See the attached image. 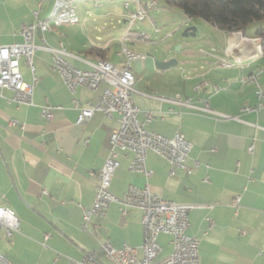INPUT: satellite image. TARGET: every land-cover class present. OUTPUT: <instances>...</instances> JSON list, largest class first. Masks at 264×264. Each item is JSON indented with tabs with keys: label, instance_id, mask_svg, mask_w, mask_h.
I'll list each match as a JSON object with an SVG mask.
<instances>
[{
	"label": "crops",
	"instance_id": "obj_1",
	"mask_svg": "<svg viewBox=\"0 0 264 264\" xmlns=\"http://www.w3.org/2000/svg\"><path fill=\"white\" fill-rule=\"evenodd\" d=\"M40 1L0 0V45L22 41L20 27L35 19ZM125 1L80 0L78 23L51 32L38 29L33 63L39 80L33 104L10 102L0 94V205L20 218V231L11 238L0 228V253L14 264H68L70 258L81 259L88 251L97 252L104 264H113L102 250L106 241L117 247L128 242L143 256V212L138 208H130L123 216L113 203L104 217L93 216L88 228L81 227V205L93 203L113 129L120 123L117 117L107 118L97 110L85 123L77 124L79 110L74 101L82 106L97 103L106 84L96 90L79 86L72 93L51 66L52 48L60 45L80 69L101 60L119 65L121 33L114 29L116 22H128ZM130 1V8L136 9ZM53 4L54 0L42 1L41 18L48 17ZM146 22L153 27L150 20ZM210 26L213 37L207 39V46L185 50L182 58L168 47L157 48L153 54L146 42L131 43L147 55L132 62L139 119L145 121L146 112H151L146 129L167 136L181 129L193 144L186 159L190 172L173 168L150 150L147 165L153 174L148 182L165 199L200 205L189 212L188 233L200 241L202 264H264V107L255 109L264 103V52L247 40L258 37L256 31L264 28V21H254L243 31ZM155 34L154 41L148 42L158 47L162 38ZM171 58L177 59L176 65L163 69L155 65L156 60ZM20 69L24 79L32 82L24 58ZM252 73L259 74L261 97L255 83L242 80ZM179 96L191 98L198 107L208 101L214 113L159 98ZM46 103L54 106L51 121L42 115ZM246 106L254 109L245 110ZM14 119L16 124H10ZM132 157L130 150L119 151L120 166L111 183L117 195L131 184H145L144 175L129 168ZM238 194L237 207L232 200ZM158 242L162 250L157 259H162L172 251L171 236L161 233Z\"/></svg>",
	"mask_w": 264,
	"mask_h": 264
},
{
	"label": "built area",
	"instance_id": "obj_2",
	"mask_svg": "<svg viewBox=\"0 0 264 264\" xmlns=\"http://www.w3.org/2000/svg\"><path fill=\"white\" fill-rule=\"evenodd\" d=\"M42 1L39 2V7H41ZM133 1L137 5L136 9L130 8V0L124 2L126 9L124 17L130 26L119 36V55L121 57L119 65L92 63L89 69H80L71 63L69 59L71 53L64 45L52 48L54 55L51 66L59 72L63 82L72 93H75L79 86L96 90L101 84H106L97 103L82 106L78 100L74 101V107L79 110L76 123H85L97 110L103 112L107 118L117 117L120 123L113 129L110 139L111 148L99 173L93 203L89 207L81 205L83 209L81 227L88 228V223L93 216L104 217L113 203L120 206L123 216L128 214L130 208H138L143 212V256L139 257L137 248L128 242L117 247L110 241H106L102 245V250L109 261L113 264H202L199 257L200 241L196 236L188 233L189 212L200 205L165 199L153 192L148 182L153 174L147 165V155L150 150L167 159L173 168L190 172L192 167L186 163V159L193 144L181 129L177 130L173 136L146 129L145 124L153 118L151 112H146L145 121L139 119L141 109L134 101L136 77L129 75V68L132 67L134 60L144 59L147 55L133 49L131 43L153 42L154 40L150 32L133 29L131 25L136 21L148 19L152 23L155 33H159L160 28L155 19L149 15V10L157 5V1L149 0L146 5L142 0ZM39 7L34 10L35 19L33 21L22 23L19 30L22 36L21 42L0 45V94L8 101L17 104H33L34 89L39 80L33 63V55L37 49L35 44L37 30L50 32L62 25L79 22L78 9L73 6V0H54L53 7L62 8V15L59 19L54 20L53 24L44 23V18L39 15L41 10ZM247 40L257 43L259 52L263 53L260 37H247ZM22 58L25 59L33 74L32 82L26 81L23 77L20 69ZM222 63L228 64L225 61ZM242 80L255 83L258 88L257 95L262 96L263 88L259 81V74L252 73L243 76ZM216 87L218 88V86ZM7 91L10 93L9 95L6 94ZM159 98L214 113L208 101L198 107L191 102L189 97ZM263 107L264 103H259L255 109ZM53 108L54 106L49 103L42 105V115L48 121L53 119ZM244 109L250 110L254 107L246 106ZM9 122L14 125L17 121L14 119ZM249 149L252 150V146ZM121 150L133 152L129 168L131 171L142 173L146 181L143 186L131 184L124 194L117 195L111 191V183L116 169L120 166L119 151ZM240 197L239 194L236 195L232 204L238 207ZM0 228L4 230L8 238L20 231V218L2 205H0ZM161 233L171 236L172 251L165 258L157 259L162 250V246L158 242V236ZM48 236L47 234L46 237ZM0 264L14 263L7 254L0 253ZM68 264L104 263L100 260L97 252L88 251L81 259L70 258Z\"/></svg>",
	"mask_w": 264,
	"mask_h": 264
},
{
	"label": "rangeland",
	"instance_id": "obj_3",
	"mask_svg": "<svg viewBox=\"0 0 264 264\" xmlns=\"http://www.w3.org/2000/svg\"><path fill=\"white\" fill-rule=\"evenodd\" d=\"M156 1L157 5L149 10V15L154 18L158 26L161 27V31L155 35L162 39L158 40V47L151 46L149 42H146L145 46H147L149 52L157 54V48L168 47V50L178 55L179 58H182L184 57L183 54L185 50L194 49L197 51L200 47L207 46V39L213 37L212 29L208 21L201 17L188 18L184 15L181 9L167 6L164 0ZM51 12L52 10L48 12V17L51 15ZM146 21H148V19L144 21H136L131 26L133 29H148L150 33H155L154 28L150 27ZM115 24V33H121L130 26L129 22H116ZM191 26H197L196 35L188 37L183 36L185 29ZM167 34L170 35L167 38H164ZM103 260H105V258H103Z\"/></svg>",
	"mask_w": 264,
	"mask_h": 264
},
{
	"label": "trees",
	"instance_id": "obj_4",
	"mask_svg": "<svg viewBox=\"0 0 264 264\" xmlns=\"http://www.w3.org/2000/svg\"><path fill=\"white\" fill-rule=\"evenodd\" d=\"M147 1H143L146 5ZM169 7L182 10L188 18L201 17L226 31H243L254 22L264 20V0H164ZM264 52V28L256 31Z\"/></svg>",
	"mask_w": 264,
	"mask_h": 264
},
{
	"label": "bare ground",
	"instance_id": "obj_5",
	"mask_svg": "<svg viewBox=\"0 0 264 264\" xmlns=\"http://www.w3.org/2000/svg\"><path fill=\"white\" fill-rule=\"evenodd\" d=\"M79 1L80 0H73V6H75V8L77 7V4H78ZM61 15H62V8H60V7H53L52 12H51V15L49 17L44 18V23L45 24H53L54 20L59 19V17ZM51 31H53V30H50V32ZM96 64L106 65V64H110V62L105 61V60H101V61L97 62ZM129 75L130 76H135L134 73H133L132 67L129 68Z\"/></svg>",
	"mask_w": 264,
	"mask_h": 264
},
{
	"label": "water",
	"instance_id": "obj_6",
	"mask_svg": "<svg viewBox=\"0 0 264 264\" xmlns=\"http://www.w3.org/2000/svg\"><path fill=\"white\" fill-rule=\"evenodd\" d=\"M197 33V29L195 26H191V27H188L185 29V31L183 32V36H194L196 35ZM148 55L150 56H153L151 53H149ZM177 64V59L175 58H171L169 60H165V61H161V60H156L155 62V65L158 67V68H169L173 65H176Z\"/></svg>",
	"mask_w": 264,
	"mask_h": 264
}]
</instances>
